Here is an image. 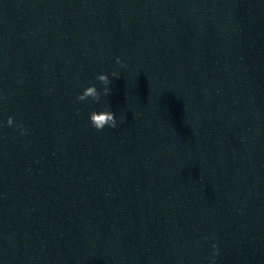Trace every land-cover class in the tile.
Listing matches in <instances>:
<instances>
[{"label":"water","instance_id":"water-1","mask_svg":"<svg viewBox=\"0 0 264 264\" xmlns=\"http://www.w3.org/2000/svg\"><path fill=\"white\" fill-rule=\"evenodd\" d=\"M0 97V264H264V0H0Z\"/></svg>","mask_w":264,"mask_h":264},{"label":"clouds","instance_id":"clouds-1","mask_svg":"<svg viewBox=\"0 0 264 264\" xmlns=\"http://www.w3.org/2000/svg\"><path fill=\"white\" fill-rule=\"evenodd\" d=\"M114 64L116 65V69L109 72H99L95 75V80L99 82L101 87L97 89L95 84L89 83L86 86H83L81 90L77 93L75 99L77 102H90V103H99L102 96H106L110 93V83L112 78L120 77V68L124 67V64L120 57L114 58ZM2 99V97H0ZM79 112V110H77ZM89 125L94 128L96 131H102L105 127L110 129H115L117 127L118 122H123L125 117L121 115L117 118L114 115H109L107 120L104 119L103 115H97L95 110L88 113L87 116ZM8 127H15L16 130L19 131L20 135H26L27 130L19 124L14 125L13 117L8 116L7 120L4 122ZM4 124H0V127H3ZM211 256L209 257V264H215V257L217 255V246L215 243L211 245Z\"/></svg>","mask_w":264,"mask_h":264}]
</instances>
